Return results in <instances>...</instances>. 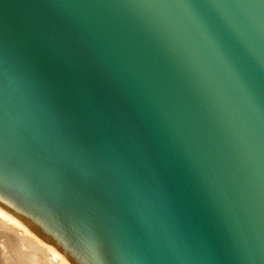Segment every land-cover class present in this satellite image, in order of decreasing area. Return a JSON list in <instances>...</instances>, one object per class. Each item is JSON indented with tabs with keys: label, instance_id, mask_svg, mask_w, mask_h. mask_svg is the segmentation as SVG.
<instances>
[{
	"label": "water",
	"instance_id": "water-1",
	"mask_svg": "<svg viewBox=\"0 0 264 264\" xmlns=\"http://www.w3.org/2000/svg\"><path fill=\"white\" fill-rule=\"evenodd\" d=\"M0 210L65 264H264V0H0Z\"/></svg>",
	"mask_w": 264,
	"mask_h": 264
},
{
	"label": "bare ground",
	"instance_id": "bare-ground-1",
	"mask_svg": "<svg viewBox=\"0 0 264 264\" xmlns=\"http://www.w3.org/2000/svg\"><path fill=\"white\" fill-rule=\"evenodd\" d=\"M0 235L7 237L0 248L3 264H65L30 230L1 210Z\"/></svg>",
	"mask_w": 264,
	"mask_h": 264
},
{
	"label": "rangeland",
	"instance_id": "rangeland-1",
	"mask_svg": "<svg viewBox=\"0 0 264 264\" xmlns=\"http://www.w3.org/2000/svg\"><path fill=\"white\" fill-rule=\"evenodd\" d=\"M5 223V222H4ZM6 224V223H5ZM9 225V224H7ZM10 226V225H9ZM15 231H18V229L16 230L15 228ZM19 232V231H18ZM4 239H7V237H4V235H0V248L3 249L4 247ZM0 256H2V254H0ZM2 258V257H1ZM0 264H3L2 261L0 262Z\"/></svg>",
	"mask_w": 264,
	"mask_h": 264
}]
</instances>
